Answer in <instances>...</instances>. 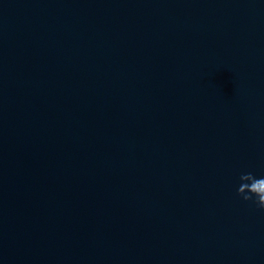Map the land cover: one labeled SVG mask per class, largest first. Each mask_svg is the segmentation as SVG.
I'll return each instance as SVG.
<instances>
[{
  "label": "water",
  "instance_id": "1",
  "mask_svg": "<svg viewBox=\"0 0 264 264\" xmlns=\"http://www.w3.org/2000/svg\"><path fill=\"white\" fill-rule=\"evenodd\" d=\"M264 0H0V264H264Z\"/></svg>",
  "mask_w": 264,
  "mask_h": 264
},
{
  "label": "clouds",
  "instance_id": "2",
  "mask_svg": "<svg viewBox=\"0 0 264 264\" xmlns=\"http://www.w3.org/2000/svg\"><path fill=\"white\" fill-rule=\"evenodd\" d=\"M237 196L243 201H251L259 209L264 210V177L257 178L251 172L241 174Z\"/></svg>",
  "mask_w": 264,
  "mask_h": 264
}]
</instances>
